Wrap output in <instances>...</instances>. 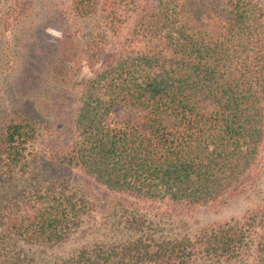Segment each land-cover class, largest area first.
Segmentation results:
<instances>
[{"label": "trees", "instance_id": "obj_1", "mask_svg": "<svg viewBox=\"0 0 264 264\" xmlns=\"http://www.w3.org/2000/svg\"><path fill=\"white\" fill-rule=\"evenodd\" d=\"M263 171L264 1L0 0V264H264V199L171 228Z\"/></svg>", "mask_w": 264, "mask_h": 264}, {"label": "rangeland", "instance_id": "obj_2", "mask_svg": "<svg viewBox=\"0 0 264 264\" xmlns=\"http://www.w3.org/2000/svg\"><path fill=\"white\" fill-rule=\"evenodd\" d=\"M264 1V0H262ZM49 33L54 37H59L60 32L57 29H50ZM85 74H89L88 70H85ZM264 199V171L260 176L259 183L256 191H252L249 195H244L234 199L228 200L223 206L220 207H202L189 215L179 217L174 220V224L171 225L173 232H190L194 231L201 226H205L214 222L226 220L232 216L241 215L248 208L252 207L258 201ZM88 229H84L81 233L75 235L71 240L54 249H44L42 252L39 250L38 254H56L65 256L73 252L76 248L86 243L89 239H92V235L87 232ZM44 252V253H43Z\"/></svg>", "mask_w": 264, "mask_h": 264}]
</instances>
